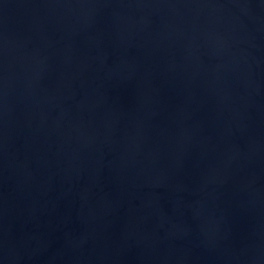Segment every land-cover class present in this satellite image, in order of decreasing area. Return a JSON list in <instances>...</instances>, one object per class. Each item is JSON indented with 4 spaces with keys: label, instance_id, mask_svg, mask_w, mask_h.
Instances as JSON below:
<instances>
[{
    "label": "water",
    "instance_id": "water-1",
    "mask_svg": "<svg viewBox=\"0 0 264 264\" xmlns=\"http://www.w3.org/2000/svg\"><path fill=\"white\" fill-rule=\"evenodd\" d=\"M0 264H264V0H0Z\"/></svg>",
    "mask_w": 264,
    "mask_h": 264
}]
</instances>
